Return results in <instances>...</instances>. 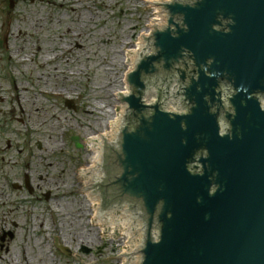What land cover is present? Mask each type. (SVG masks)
I'll return each mask as SVG.
<instances>
[{
  "label": "water",
  "instance_id": "1",
  "mask_svg": "<svg viewBox=\"0 0 264 264\" xmlns=\"http://www.w3.org/2000/svg\"><path fill=\"white\" fill-rule=\"evenodd\" d=\"M148 8L161 16L147 22L152 35L122 51L130 95L124 71L110 133L87 142L98 162L77 170L90 226L127 235L119 264L138 224L139 264H264V0Z\"/></svg>",
  "mask_w": 264,
  "mask_h": 264
},
{
  "label": "rangeland",
  "instance_id": "2",
  "mask_svg": "<svg viewBox=\"0 0 264 264\" xmlns=\"http://www.w3.org/2000/svg\"><path fill=\"white\" fill-rule=\"evenodd\" d=\"M150 1L27 0L10 10L0 0V264H119L125 239L90 226L77 170L90 162L87 139L113 120L129 70L122 51L155 18ZM31 171L42 192L60 186L58 202L14 189ZM4 233L13 238L2 242Z\"/></svg>",
  "mask_w": 264,
  "mask_h": 264
},
{
  "label": "flooded vegetation",
  "instance_id": "3",
  "mask_svg": "<svg viewBox=\"0 0 264 264\" xmlns=\"http://www.w3.org/2000/svg\"><path fill=\"white\" fill-rule=\"evenodd\" d=\"M41 182H43V178H42V176H38L37 171H31L29 173H25L23 176L21 175L20 181H18V184H20L19 185L20 186L19 192L25 191L30 196L37 195V199H39V200L44 199L46 202H52V201L58 202L60 200V198L55 197V195H53V189L54 188L56 189L57 187L60 188V186H58L56 184V187L53 186V188H52L50 186L51 183L47 184V185H49L48 187H50L51 190H48L47 192L44 193V192H42L43 189H42Z\"/></svg>",
  "mask_w": 264,
  "mask_h": 264
},
{
  "label": "bare ground",
  "instance_id": "4",
  "mask_svg": "<svg viewBox=\"0 0 264 264\" xmlns=\"http://www.w3.org/2000/svg\"><path fill=\"white\" fill-rule=\"evenodd\" d=\"M164 0H153V1H150L149 2V4H154V3H162ZM155 11V10H154ZM156 20H161V16H155V18L154 19H152V21H156ZM145 37H147V32L145 33V35H144ZM129 51H138V47H135L133 50H129ZM54 58L53 57H46L45 58V61L47 62V61H52ZM126 62V61H125ZM125 64H127V63H125ZM127 67H128V65H127ZM129 68V67H128ZM123 85V84H122ZM120 94H127V92H126V90H125V88H124V86H123V89H122V92L120 93ZM109 122H115V116H114V113H113V120H110ZM107 130H105V132L104 133H101L100 135H95V136H91L89 139H87V141H86V148H87V142L88 141H91V140H93V139H96V138H99V137H101V136H104V135H107V134H109L110 132H109V128H108V124H107V128H106ZM90 153V162L91 161H95V162H98V152H89ZM94 215H95V212H92V220H93V218H94ZM95 225H97L98 226V224H95ZM99 227V226H98ZM126 236L127 235H125L124 237H122V238H124V239H126ZM127 253V249H124L123 251H122V254L121 255H123V254H126ZM15 263V262H14ZM13 263V264H14Z\"/></svg>",
  "mask_w": 264,
  "mask_h": 264
}]
</instances>
